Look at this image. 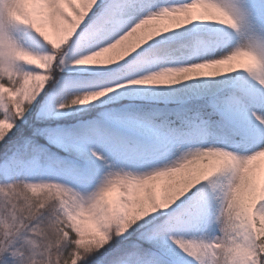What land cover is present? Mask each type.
I'll list each match as a JSON object with an SVG mask.
<instances>
[{
  "label": "snow or ice",
  "instance_id": "obj_1",
  "mask_svg": "<svg viewBox=\"0 0 264 264\" xmlns=\"http://www.w3.org/2000/svg\"><path fill=\"white\" fill-rule=\"evenodd\" d=\"M0 264H264V0H0Z\"/></svg>",
  "mask_w": 264,
  "mask_h": 264
}]
</instances>
